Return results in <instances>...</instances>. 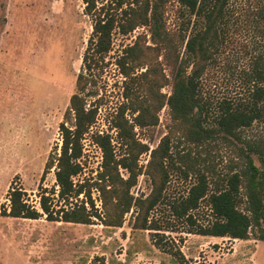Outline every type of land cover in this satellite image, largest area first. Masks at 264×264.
<instances>
[{"label":"trees","instance_id":"obj_1","mask_svg":"<svg viewBox=\"0 0 264 264\" xmlns=\"http://www.w3.org/2000/svg\"><path fill=\"white\" fill-rule=\"evenodd\" d=\"M176 1L180 19L177 36L182 50H178L164 28L162 7L167 0H81L91 30L75 76L74 91L57 126L59 144L48 154L40 176L53 168L56 197L52 203V196L39 191L36 209L23 198V189L10 183L7 208H2L1 214L24 219L43 216L47 221L81 224L98 220L103 225L120 226L124 214L131 211L132 227L154 236L161 237L159 231L165 229L160 223L172 218L182 220L189 233L246 239L260 231L257 238L264 239V155L260 145L242 137L244 145L238 153L242 161L217 177L199 169L195 156L190 154L194 151L178 152L173 148L174 142L181 139L187 145L200 147L207 138L218 134L240 141L244 129L264 121V0H260V7L251 18L252 43L238 74L240 91L220 98L206 95L203 75L208 67L217 64L216 55L231 42V33L240 25L230 0ZM139 26L148 27L157 49L169 51L170 92L166 96L160 93L162 85L147 78L146 68L134 72L141 65L138 36L131 44H125L113 59L123 78L122 101L109 112L107 120L108 127L115 131L114 143L109 133L90 132L101 160L94 175L75 181L82 170L81 139L95 122L101 104L100 96L91 102L89 98L97 94L95 79L111 49V35H126ZM163 105L182 131L178 137L168 131L149 149L142 172L148 179L149 191L133 195L130 188L141 173L137 156L148 150L134 138L133 129L154 126L156 113ZM251 154L257 156L258 165ZM119 168L125 176L120 175ZM172 172L183 180L193 175L183 194L166 193ZM92 189L98 193L100 209L94 206ZM201 209L208 215L197 222L196 212ZM160 210L166 212L168 220L161 221ZM163 250L176 254L168 248ZM177 260L184 264L182 255Z\"/></svg>","mask_w":264,"mask_h":264},{"label":"rangeland","instance_id":"obj_2","mask_svg":"<svg viewBox=\"0 0 264 264\" xmlns=\"http://www.w3.org/2000/svg\"><path fill=\"white\" fill-rule=\"evenodd\" d=\"M229 2L240 25L231 33V42L216 55L217 64L208 67L203 75L206 95L213 98L240 91L238 74L249 57L252 43L251 18L261 3L260 0ZM178 12L176 0H167L162 7L164 28L178 50H182L177 36ZM90 30V19L83 13L81 0H0V211L7 208L6 191L10 183L21 187L23 198L36 209L39 191L44 190L54 202L53 168L40 176L48 154L59 144L57 126L74 91ZM137 36L141 65L134 72L146 68L147 78L162 85L159 92L165 96L170 92L171 56L169 51L156 48L148 27H136L126 35L113 32L111 49L95 79L97 94L89 98L91 102L100 96L101 104L95 122L81 139L82 170L74 177L75 181L94 175L101 160V152L90 140V132L109 133L114 143L115 131L108 127L107 120L109 112L122 101L123 78L113 59ZM156 116L154 126L133 129L134 138L148 148L137 156L141 173L130 188L133 195L149 191L148 179L142 173L149 149L168 131L176 137L182 131L181 126L171 121L166 106H161ZM242 137L260 145L264 155V121L244 129L242 142L218 134L207 138L200 147L187 145L181 139L174 142L173 148L178 152L194 151L190 154L195 156L199 169L204 168L207 174L217 177L235 162L242 161L238 156L239 148L244 145ZM251 157L258 165L257 156L251 154ZM119 173L125 176L121 168ZM192 180L193 175L183 180L177 172H172L166 193L183 194ZM91 198L100 209L94 189ZM196 214L197 222L204 221L208 215L204 209ZM159 218L166 221L169 217L160 210ZM160 224L165 229L159 231L161 237L133 228L131 211L124 214L120 226L103 225L98 220L81 224L0 213V264H180L179 255L183 256L184 264H264V239L257 238L260 231L246 239H234L189 233L188 226L178 219L170 218ZM157 238L160 240L155 244Z\"/></svg>","mask_w":264,"mask_h":264}]
</instances>
